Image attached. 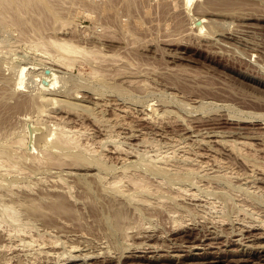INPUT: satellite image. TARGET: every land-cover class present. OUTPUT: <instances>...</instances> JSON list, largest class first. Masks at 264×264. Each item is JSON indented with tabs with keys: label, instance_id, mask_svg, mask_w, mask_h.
<instances>
[{
	"label": "rangeland",
	"instance_id": "obj_1",
	"mask_svg": "<svg viewBox=\"0 0 264 264\" xmlns=\"http://www.w3.org/2000/svg\"><path fill=\"white\" fill-rule=\"evenodd\" d=\"M45 5L50 7H41L42 15L34 4V9H30L33 12L29 9L18 14L11 9L2 12L5 26L0 25V152L7 155L4 151L7 150L17 165L28 169H20L23 167L19 165L20 173L18 170L12 173L0 165L3 168V171L0 169V218H3L0 221L13 222L6 219L7 214L13 213L11 209H20L12 210L17 212L16 224L10 223V227L4 228L7 224L3 226L0 222V244L7 243L6 247L12 243L10 249L0 248V264H46L44 255L50 251L53 256L49 264H155L157 262L145 259H125V255H144L125 250L132 247L130 243L143 240L160 245L162 250L158 255L169 256L166 250L171 245H179L187 239L186 234L196 232L199 233L197 242H187L182 250L170 253L183 257L157 264L194 261L192 257H185L188 252H211L225 258L214 264H264V237L255 238L260 230L248 227L246 232L239 233L242 229L239 226L244 222L252 226L256 220L264 218V0H49ZM44 13L47 14L45 18ZM11 15L23 17L22 27L17 23L12 25ZM28 16H33L31 22ZM25 22L28 23L23 24ZM33 25L42 28L38 31ZM35 28L40 33L34 31ZM51 39L74 43L82 47L83 52H79L83 54L56 49L59 47ZM49 42L53 46H46ZM90 48L98 51H89L101 55L87 52ZM85 54L91 57L86 59ZM67 56L70 61L64 63ZM59 121L67 122L63 125ZM66 127L72 132L71 138L68 136L69 148L66 147L70 153L66 148L59 151L52 147L55 134L44 139L47 133H60ZM80 128L82 130L75 131ZM20 137H25L24 144L18 142ZM73 138L80 142H74L77 147L70 142ZM230 141L235 143L231 147ZM236 142L247 144L237 145ZM46 149L55 150L53 154L63 163L51 167L40 160L38 164L44 165L38 169L33 155L43 159ZM121 150L129 154L120 155ZM62 152L69 153L71 157L67 158L70 159ZM244 157H248L246 161ZM123 171L141 173L143 175H139L148 177L153 186L157 183L156 186L163 185L165 190L176 183L167 190L171 192L183 185L181 188L193 190L203 201L195 207L188 204V200L178 199L182 208L176 207L185 211L179 210V213L187 224L174 227L166 210L168 201H163L165 208L157 207L158 204H153L157 208L152 204L141 206L128 199L127 187L123 192L108 187L114 176ZM52 180H58L59 185L64 182L66 191L62 194L71 208L70 214H65V219L54 214L56 223L50 213L47 214L51 218L23 213L27 211L26 204L17 203L15 199L38 198L36 202L47 205L43 201L46 195L41 193L55 192L56 183ZM26 185L31 186L26 188ZM4 187L14 193L10 194ZM26 189L32 190L26 192ZM169 200L171 206L172 202L178 205L174 199ZM13 201L16 208L12 203L8 208V202ZM152 206L155 209H151ZM116 209L127 214L126 237L115 228L113 213ZM31 217L35 219L31 221ZM48 219L53 221L49 220L54 223L52 225L59 226L50 227V223L46 224ZM212 221L220 236L216 240L209 234ZM16 225L26 229L17 227V230ZM7 228L12 229L7 230L8 236ZM21 230L33 232L36 238ZM141 231L153 233L155 237L134 239L133 236ZM12 232L15 234H10ZM28 237H32L30 245ZM51 237L60 238L62 242L60 246L58 241L55 251L49 250V243H46ZM239 237L243 244L232 242ZM22 239H29L28 244L26 240L22 243ZM202 244L201 248L193 247ZM72 246L76 247L75 252L69 249ZM217 247L223 250L222 254ZM58 253L65 257L54 255ZM86 254L88 259L84 257Z\"/></svg>",
	"mask_w": 264,
	"mask_h": 264
},
{
	"label": "bare ground",
	"instance_id": "obj_2",
	"mask_svg": "<svg viewBox=\"0 0 264 264\" xmlns=\"http://www.w3.org/2000/svg\"><path fill=\"white\" fill-rule=\"evenodd\" d=\"M47 1V2H46ZM0 0V5H1V13L0 14H2V15H0V25H3L4 23V20H3V18L5 17H3V11H10L9 9H11L14 13H20V12H22L24 9H34L33 8V6H32V4H34V7H35V5H37L36 7H37V9H38V11H39V13L41 14L42 13V9H41V7L42 8H44V6L47 8V6H48V8L50 7L49 5H45L46 3L48 4V2H49V0ZM35 2L37 3V4H35ZM32 6V7H31ZM52 9V8H51ZM51 9H49L48 11H50ZM47 10V9H46ZM51 11H53V10H51ZM3 12V13H2ZM30 12H33V10H30ZM45 13H47V12H45ZM43 14L44 16V18L46 17L45 15H47V14ZM52 13H54V11L52 12ZM50 15H51V12L49 13ZM38 16L37 17H39V16H41V15H39V14H37ZM54 15V14H53ZM11 16H13V18H11ZM11 16H9L10 18H11V20H12V22L11 23H14V24H12V25H15V23H17V24H20V26L22 25L21 23L22 22H24L23 21V17L21 16V15H11ZM23 16H26V15H23ZM29 18L31 17V16H28ZM27 17V18H28ZM34 17H36V16H34ZM27 18H24V19H27ZM32 18H33V16H32ZM32 18H30L29 20H30V22H31V19ZM52 18V17H51ZM40 19V18H39ZM39 19H37V20H39ZM55 19V18H54ZM7 20V19H6ZM5 20V23L7 24V23H9L8 22V20L6 21ZM10 20V19H9ZM58 20V19H57ZM28 21V20H27ZM26 23H28V22H25V23H23V24H26ZM38 24V22H35L34 24ZM3 26H5V25H3ZM7 26V25H6ZM16 26H18V25H16ZM33 26H37V25H33ZM39 26V25H38ZM38 26H37V28H38ZM22 27V26H21ZM25 27H27L26 25L24 26V28ZM37 28H35L36 30H34V31H37ZM42 27H40V29H41ZM39 28H38V31L40 30ZM22 30H23V28H22ZM24 31V30H23ZM22 31V32H23ZM37 31V32H38ZM41 32H42V30H41ZM38 33H40V32H38ZM42 34V33H41ZM43 35V34H42ZM42 35H40V37L42 36ZM43 36H46V35H43ZM50 37H54V36H50ZM61 37V36H60ZM63 38V37H62ZM43 39H45V37H43ZM47 39V38H46ZM53 39H51V41H52ZM35 41V40H34ZM38 41V40H37ZM36 41V42H37ZM40 41V40H39ZM55 45H57L59 48H56V49H62L64 52L66 51V53H67V51L69 52V51H80L81 49L80 48H82V47H77L74 43H73V45L72 44H70V42L68 41H66L65 39L63 40V41H52ZM73 42V41H72ZM45 43H47L46 41H45ZM44 43V44H45ZM50 43V42H49ZM38 44V43H37ZM43 44V45H44ZM48 44V43H47ZM46 45V44H45ZM51 45V43L49 44V45H46V46H50ZM40 46V45H39ZM51 46H53V45H51ZM45 48H47V47H45ZM55 48V47H54ZM53 48V49H54ZM87 48V47H86ZM86 48H84L85 50H86ZM52 49V50H53ZM89 50H91V48L90 49H88V51L87 52H91V51H93V50H91V51H89ZM94 50H96V49H94ZM45 51H47L46 49H45ZM82 51V50H81ZM98 51V50H97ZM97 51H93V52H96L97 53ZM83 52V51H82ZM86 51H85V53H87ZM93 52H91V53H93ZM51 53V52H50ZM71 53H73V52H71ZM70 53V54H71ZM58 55H59V53H57ZM63 53H61L60 55H62ZM78 54H83V53H78ZM87 54H89V53H87ZM93 54H95V53H93ZM98 54H100V52L98 53ZM98 54H95V55H98ZM47 55H48V53H47ZM64 55V54H63ZM66 55H68V54H66ZM66 55H64V56H66ZM71 55H73V54H71ZM90 55H92V54H90ZM101 55V54H100ZM73 56H75V55H73ZM84 56H86V54L84 55ZM94 56V55H93ZM99 56V55H98ZM52 57V56H51ZM69 56H67L66 58H64L65 60H63V62L64 63H66L67 61L66 60H69L70 61V59L68 58ZM83 57V56H82ZM87 57H91V56H86V59H87ZM71 58V57H70ZM74 58V57H73ZM75 58H77V57H75ZM76 60V59H75ZM74 59H72V61H75ZM53 61V60H52ZM57 61V60H56ZM55 62V61H54ZM51 63V62H50ZM55 64V63H54ZM61 65V64H60ZM59 65V66H60ZM63 66H65V65H63ZM62 66V67H63ZM68 66V65H67ZM66 66V67H67ZM52 69V68H51ZM50 72V71H49ZM50 76V75H49ZM53 76V75H52ZM49 87V86H48ZM52 99V98H51ZM54 100V99H53ZM63 103V102H62ZM65 103H63V105H64ZM69 104H70V102H69ZM73 104V103H72ZM73 105H75V104H73ZM70 106V105H69ZM67 107H68V103H67ZM71 107V106H70ZM73 108H74V106H73ZM61 116V115H60ZM58 117V116H57ZM63 117H64V115H63ZM60 118H58L57 120H59ZM62 119V118H61ZM56 120V121H57ZM63 120H65V119H63ZM67 120V119H66ZM55 122V121H54ZM65 122H67V121H64V123ZM69 122V121H68ZM58 123V122H57ZM63 125H64V123H63V121L61 122ZM60 123V121H59V124H61ZM53 124V123H52ZM59 124H57V125H59ZM67 124V123H66ZM57 126H55V128H56ZM59 127H62L61 125H59ZM67 127H68V125H67ZM66 127V128H67ZM64 128H65V126H64ZM64 128H62L61 130H60V133H58V132H54L53 134H48L47 133V135H45L44 136V139L45 138H48L50 135H56L57 134V136L56 137H54L53 136V140H54V138H56L54 141V144H53V146L52 147H54V148H56V149H58L59 151L61 150V149H65L66 147H67V145H68V147L67 148H69V144H67L68 143V136H70V138H71V130H68V128L67 129H64ZM71 128V127H70ZM74 128H77L76 126L74 127ZM74 128H72V129H74ZM52 130V129H51ZM56 130H59V128L58 129H56ZM76 130H82L81 128L80 129H75V131ZM70 131V133H68ZM85 131H87V130H85ZM74 132V131H73ZM79 132V131H78ZM81 132V131H80ZM83 133V132H82ZM82 133H79V134H82ZM68 134H70V135H68ZM75 134V133H74ZM76 135V134H75ZM85 135V134H84ZM107 136V135H106ZM73 137V136H72ZM76 138H77V136H76ZM76 138H73V139H71L72 141H70V142H76ZM79 138V137H78ZM19 139V138H18ZM18 139H16V140H18ZM49 139H51V138H49ZM75 139V140H74ZM25 140V137H20V139H19V141L18 142H20L21 144H24V141ZM47 140V139H46ZM74 140V141H73ZM111 140V139H110ZM109 140V141H110ZM114 140V139H113ZM14 141V140H13ZM50 141V140H49ZM52 141V140H51ZM78 141V140H77ZM108 141V140H107ZM235 141V140H234ZM16 142V141H15ZM99 142V141H98ZM105 141L104 140H102V145H104L105 143H104ZM113 142V141H112ZM223 142H225V141H223ZM231 142V141H230ZM239 142V141H238ZM242 142H245V141H242ZM44 143V142H43ZM73 143H71V144H73ZM77 144H80V142H76ZM107 143V142H106ZM229 143V142H228ZM115 144H116V142H115ZM117 144H118V142H117ZM233 144H235V143H233ZM232 142H231V144H230V146L229 147H231L232 145ZM236 144H237V142H236ZM239 144H247V143H239ZM239 144H237V145H239ZM42 145V144H41ZM44 145H45V143H44ZM74 145H75V143H74ZM83 145H84V143H83ZM83 145H80V146H83ZM89 145V144H88ZM120 145V144H119ZM182 145V144H181ZM187 145V144H186ZM24 146V145H23ZM72 146V145H71ZM76 147L78 146V145H75ZM79 146V147H80ZM226 146V145H225ZM245 146V145H244ZM76 147L74 148L75 150H78V149H76ZM87 147V146H86ZM90 147V146H89ZM113 147V146H112ZM233 147H235V146H233ZM237 147V146H236ZM18 148V147H17ZM35 148V147H34ZM33 148V149H34ZM41 148V147H40ZM65 149V151L66 150H68V149ZM73 148V147H72ZM92 148V147H91ZM124 148V147H123ZM175 148V147H174ZM176 148H178V147H176ZM187 148V147H186ZM242 148V147H241ZM241 148H237V150H241ZM74 149H73V151H74ZM80 149V148H79ZM82 149V148H81ZM81 149H80V152H81ZM159 149H161V148H159ZM236 148H234V149H232L233 151L235 150ZM4 150V149H3ZM36 150V149H35ZM57 150V151H58ZM83 150H85V149H83ZM92 150V149H91ZM114 150V149H113ZM124 150H127V149H124ZM176 150V149H175ZM188 150V149H187ZM236 150V151H237ZM6 153H7V155H5L4 154V152H0V165L2 166V167H4L5 166V170L6 169H10V171H12V170H18L19 169V165H21V164H19V165H17V163L18 162H16L14 159L15 158H12V156H9L10 154H8L9 152H7V150H4ZM43 151V150H42ZM53 151H55V150H45V151H43V155H42V157L41 158H43V159H40L39 157L40 156H35V155H33V161H37V165H35V166H37L38 167V169L39 168H42V166L41 165H44V164H42V163H40V164H38V161H40V160H43V161H45L46 163H48V164H45V165H51V167L55 164V166H59V164H62L63 163V160L62 159H58L59 157H57L55 154H53L54 152ZM64 151V150H63ZM69 151V153H70V149L68 150ZM131 151H133V150H131ZM130 151V152H131ZM163 151V150H162ZM171 151V150H170ZM235 151V152H236ZM239 151H237V152H239ZM86 152V151H85ZM119 151H117V153H118ZM124 152V153H123ZM128 152V151H127ZM56 153V152H55ZM62 153H64V152H62ZM69 153H64V156L67 158V157H69L68 156V154ZM72 153H74V152H72ZM82 153V152H81ZM84 153V152H83ZM120 155L121 154H123V155H125V156H127L128 154L126 153V151H123V150H121L120 152ZM132 153H134V152H132ZM164 153V152H163ZM30 154V153H29ZM158 154V153H157ZM38 155V154H37ZM40 155V154H39ZM74 155V154H73ZM185 155V154H184ZM184 155H183V157H184ZM240 156H241V154H239ZM238 155V156H239ZM242 155H244L243 153H242ZM81 156V155H80ZM79 156V157H80ZM158 156L160 157V155L158 154ZM165 157L166 156H168V155H164ZM169 156H171V155H169ZM168 156V157H169ZM237 156V157H238ZM244 156H246V155H244ZM14 157V156H13ZM61 157V156H60ZM71 157V156H70ZM121 157V156H120ZM159 157H157L156 156V158L158 159ZM167 157V158H168ZM249 157V156H248ZM248 157H246V158H248ZM11 158L14 160V161H11ZM167 158L165 159V160H167ZM173 158V157H172ZM186 158V157H185ZM242 158V157H241ZM246 158L244 157V161H246ZM67 159H70V158H67ZM78 159V158H77ZM174 159V158H173ZM32 160V159H31ZM65 160V159H64ZM161 160V159H160ZM160 160H158V161H160ZM164 160V162H166ZM180 160V159H179ZM189 160H192V159H189ZM251 160H254V159H252L251 158ZM69 161V160H68ZM167 161H169V160H167ZM184 161H186L185 163H187L188 162V160H184ZM242 161V160H241ZM248 161V160H247ZM65 162V161H64ZM73 162V161H72ZM163 162V161H162ZM170 162V161H169ZM50 163V164H49ZM158 163V162H157ZM167 163V162H166ZM170 163H172V162H170ZM245 163H247V162H245ZM34 164V163H33ZM36 164V163H35ZM53 164V165H52ZM65 164H67V163H65ZM158 164H160V163H158ZM165 164V163H164ZM169 164V163H168ZM200 164V163H199ZM198 164V165H199ZM204 164V163H203ZM249 164V163H248ZM252 164V163H251ZM257 164V163H256ZM39 165V166H38ZM69 166H70V164H68ZM73 165V164H72ZM75 165V164H74ZM74 165L73 166H70V167H74ZM171 165V164H170ZM177 165V164H176ZM186 164H184V166H185ZM188 165H189V163L187 164V167H188ZM200 165H202V164H200ZM247 165V164H246ZM64 166V165H63ZM163 165H161L160 167H162ZM168 165L166 164V167H167ZM177 166H179V165H177ZM252 167H254V164H252L251 165ZM260 166V165H259ZM258 166V167H259ZM20 167H23L22 165L20 166ZM44 167V166H43ZM65 167H68L67 165L65 166ZM164 167V169H166V167L165 166H163ZM169 167V166H168ZM167 167V168H168ZM174 167H176V166H174ZM173 167V168H174ZM189 167H191V166H189ZM202 167V166H201ZM26 168V167H25ZM24 167L23 168H20V169H24V170H27V169H25ZM36 168V167H35ZM45 168V167H44ZM48 168H50V166H48ZM48 168H45V169H48ZM55 168V167H54ZM60 168H62V166L60 167ZM64 168V167H63ZM181 168H182V166H181ZM259 168H261V166L259 167ZM1 170L3 169V168H0ZM37 169V170H38ZM169 169H171V168H169ZM168 169V170H169ZM183 169V168H182ZM181 169V170H182ZM188 169H190V168H188ZM250 169V168H249ZM254 169V168H253ZM4 170V171H5ZM175 170V169H174ZM184 170V169H183ZM182 170V171H183ZM263 170V169H262ZM3 171V170H2ZM7 171H9V170H7ZM14 171H12V173L14 172ZM62 171V170H61ZM180 171V170H179ZM18 172L20 173V170H18ZM18 172H17V174H18ZM23 172V171H22ZM24 172H26V171H24ZM60 172V171H59ZM128 171H123V174H122V172H121V175L120 174H118V176L116 175V177L114 176V178L110 181V183H108V182H106V184L108 183V184H110V186H108V187H111V188H114L115 190H118L119 192H123L125 189H124V187H127V192H128V194H127V197H128V199L132 202H136L138 205H141V206H151V204L153 205V204H158L157 205V207H161V206H165V203H163V201H168L167 203H169L170 204V200L169 199H174L173 201H175L176 203L177 202H179V200L178 199H180V201L182 200V201H189L188 202V204H190V205H192V206H198V205H201V202L203 201V200H201L200 198V195L199 194H195L194 192H193V190L192 191H188L187 189H183V188H181L180 187V189H173L174 191H167V190H169V188H173V184H176V183H172V186H169L168 188H166V190H165V188L163 187V185H159V186H156V185H158L157 183H154V186L151 184V180L150 181H148V177L145 179L144 177H146V176H141V175H143V174H141V173H139V174H141V175H139V174H135V173H132V172H128ZM256 172V171H255ZM5 173V172H4ZM8 173V172H7ZM9 173H11V172H9ZM15 173V172H14ZM24 174H26V173H24ZM27 174H28V171H27ZM246 176V175H245ZM60 177V176H59ZM236 177V176H235ZM54 178V177H53ZM56 179V178H55ZM54 179V180H55ZM241 179V178H240ZM54 180H52V182H55L56 183V181H58V180H56V181H54ZM60 180H63V178H61ZM245 180H247V179H245ZM251 180V179H250ZM64 181V180H63ZM61 182V181H60ZM164 183H166L165 181H163ZM169 183H170V181H168ZM160 183H162V180H161V182ZM159 183V184H160ZM57 185H59L58 184V182L56 183ZM56 184H54L55 185V187L56 188H53L54 190H55V192L53 191L52 193H48V191L47 192H45V193H41V194H45L46 196H44V198H46L47 200H49V202H47V200L45 199V200H43L44 202H45V204H47V205H45L44 206V204L42 203V201H41V203H38V202H36V200L38 199V198H32V197H23V198H21V199H17L18 201H16V199H15V202H17V203H21V204H26V206L27 207H24V208H27L26 210V212L24 211H22L23 213H28L29 215H32V216H47L49 213H50V215L51 216H53L52 218V220L53 221H55L54 220V216L56 215V214H59V217H62V219L64 218L65 219V214H70V212H71V208H70V206L69 205H67L66 204V197L62 194L63 192H65L66 190L64 189V188H66V187H64L63 185H64V182H62L61 184H63V185H59V186H56ZM67 184V183H66ZM107 184V185H108ZM156 184V185H155ZM49 185H51V184H49ZM48 185V186H49ZM53 185V186H54ZM125 185V186H124ZM167 185H168V183H167ZM170 185V184H169ZM178 185V184H177ZM181 185V184H180ZM0 186H2V185H0ZM28 186H31V185H28ZM27 185H26V188L28 187ZM67 186V185H66ZM175 186V185H174ZM21 187V186H20ZM52 186H50V188H51ZM57 187H58V189H57ZM166 187V186H165ZM178 187V186H177ZM191 187V186H190ZM5 188V187H4ZM25 188V187H24ZM32 188V187H31ZM49 188V187H48ZM68 188V187H67ZM176 188V187H175ZM5 189H9V190H7L8 192L10 191L11 192V190H10V188H5ZM18 189V188H17ZM17 189H15V190H17ZM52 189V190H53ZM189 189V188H188ZM193 189V188H192ZM21 190H23V189H21ZM29 190H32V189H29ZM28 190V191H29ZM47 190H49V189H47ZM65 190V191H64ZM7 191H5V192H7ZM18 191V190H17ZM27 191V189H26V192H28ZM37 191V190H36ZM4 192V191H3ZM7 192V194L9 195V193ZM13 192V191H12ZM12 192L10 193V194H12ZM21 192H24V191H21ZM31 192H35V191H31ZM14 193V192H13ZM16 193V192H15ZM46 193H48V195L46 194ZM196 193H198V192H196ZM29 194V193H28ZM28 194L26 195V194H23V195H26V196H28ZM35 194V193H34ZM201 194V193H200ZM8 195H6V197L8 196ZM36 195H38V193L36 194ZM197 195H199L198 197H200V198H198L197 197ZM9 196H11V195H9ZM13 196V195H12ZM20 196V195H19ZM2 197H4V196H2ZM38 197V196H37ZM42 197V196H41ZM13 198V197H12ZM44 198H42V199H44ZM8 200L10 199V197H8L7 198ZM203 199V198H202ZM245 199V198H244ZM244 199H243V201L242 202H245L244 201ZM247 199H249V198H247ZM246 199V200H247ZM176 200H178V201H176ZM250 200V199H249ZM38 201V200H37ZM248 201V200H247ZM6 203V202H5ZM12 203V205H13V207H15L16 208V206H15V204H13L14 203V201L13 202H8V208H10L11 207V205H9V204H11ZM135 203V204H136ZM166 203V210H167V212H168V215H169V218L172 220V223H173V226L174 227H178V226H182L183 224H187V223H185L186 221H185V217L182 215V214H180L179 213V208H177L176 206H179V203H177L178 205H176L175 203L173 204V202H172V206H171V204L169 205V204H167ZM249 203V202H248ZM7 204V203H6ZM21 204H17V205H21ZM134 204V203H133ZM135 204H134V207H136L135 206ZM214 204V203H213ZM246 204V203H245ZM249 204H252L253 205V203H249ZM2 205V204H1ZM174 205V206H173ZM255 205V204H254ZM4 206V205H3ZM22 206V205H21ZM141 206H139V207H141ZM153 206H155V205H153ZM152 206V207H153ZM211 206V205H210ZM1 207V206H0ZM5 207V206H4ZM4 207H2L1 209H3ZM151 207V209H155L154 207L152 208ZM156 207V206H155ZM156 207V208H157ZM179 207H181L182 208V206L180 205ZM203 207V206H202ZM212 207V206H211ZM215 207V206H214ZM250 207V206H249ZM18 208V207H17ZM16 208V209H17ZM142 208H145L146 209V207H142ZM165 208V207H164ZM185 208V207H184ZM252 208V207H251ZM253 208H254V206H253ZM252 208V209H253ZM5 209H7L6 207H5ZM16 209H11V212H13L14 213V211H12V210H16ZM139 209V208H138ZM242 209H244V211H245V208L243 207ZM18 210H20V209H17V211ZM22 210V209H21ZM148 210V209H147ZM258 210V209H257ZM3 212H5V210L3 209L2 210ZM6 211H8V210H6ZM243 211V212H244ZM253 211V210H252ZM8 212H10V211H8ZM180 212H181V210H180ZM185 211H183L182 210V212L181 213H184ZM13 213H8L7 215V217L8 218H6V219H11L13 222H10V223H14L15 221H17V218H16V216H15V213H17V212H15L14 214ZM48 213V214H47ZM247 213V212H246ZM5 213H3V215H4ZM19 214H21V213H19ZM55 214V215H54ZM63 215L64 214V217L63 216H61V215ZM187 214V213H186ZM251 214V213H250ZM50 215H48L49 217L48 218H51V216ZM253 215H256V214H254L253 213ZM257 215H260V213L259 214H257ZM6 216V215H5ZM18 216V218L21 220V216H19V215H17ZM24 216H27V215H25L24 214ZM187 216V215H186ZM1 217V216H0ZM56 217H57V215H56ZM113 217H114V221H115V223H114V225H115V228H116V230L118 231V232H122V233H124V236L126 237L127 235H128V233H127V227L125 226V223H126V217H127V214H126V212L125 211H122V210H119V209H116L115 210V212L113 213ZM253 217V216H252ZM251 217V218H252ZM255 217V216H254ZM262 217V216H261ZM37 219L39 218V217H36ZM218 218V217H217ZM222 218V217H221ZM3 219V218H2ZM1 218H0V220H2ZM6 219H4V221L6 220ZM32 219H35V218H32L31 217V221H32ZM212 219V218H211ZM255 219H257L256 217H255ZM8 220V221H9ZM27 220H29V219H27ZM49 220H51V219H48L47 220V223L46 224H48V223H50L51 224V222H53L52 220H51V222L49 221ZM209 220H210V218H209ZM220 220V219H219ZM7 221V220H6ZM30 221V222H31ZM38 221V220H37ZM65 221V220H64ZM63 220H62V222H64ZM257 221V220H256ZM256 221H255V224L254 225H252V226H248V225H245L244 223L243 224H241V226H239V227H241L242 229L239 231V233H241L242 231H245L246 232V228H254V229H257V230H260L259 231V233L257 234V236L258 237H255V238H257L258 240H260L261 238L263 239V237H264V218L263 219H259L258 221H257V223H256ZM1 223H2V221H0ZM23 222H25V221H23ZM29 222V223H30ZM56 222V221H55ZM66 222V221H65ZM216 224L218 223V221H214ZM213 221L210 223V226L213 228H208V229H210V232H209V234L211 235V239L213 238L214 240H216V239H218L220 236L218 235L219 233H218V231H216V227L212 224V223H214ZM221 222V221H220ZM222 222H224L223 220H222ZM0 223V224H1ZM6 223V222H5ZM5 223H2L3 224V226L5 225ZM10 223H6L7 225L4 227V228H6V227H10V226H8V224H10ZM17 222H15V224H16ZM19 224H22V223H20V222H18ZM57 223V222H56ZM246 223H248V222H246ZM14 224V225H15ZM42 224V223H41ZM52 224H54V223H52ZM50 225V227L51 226H53V227H55V226H59L58 224L57 225ZM13 224H12V226H14ZM22 225H24V224H22ZM19 226V225H16V229H17V227H20V228H22V227H24V228H22V229H26L25 228V226ZM25 225H28V223H25ZM237 225V224H236ZM209 226V227H210ZM28 227H29V225H28ZM27 227V229H29ZM238 227V226H237ZM64 228H65V226H64ZM0 229H1V226H0ZM3 229V228H2ZM15 229V231L17 232V230ZM6 230V232H7V230H9V231H12V229L11 228H7V229H5ZM20 230V229H19ZM30 230V229H29ZM45 231H47L46 229H44ZM238 230H239V228H238ZM8 231V232H9ZM28 230H26V232H27ZM32 231V230H31ZM204 231L206 232L207 231V229L205 230L204 229ZM203 231V232H204ZM2 232V231H1ZM8 232L6 233L7 234V236H8ZM26 232H22V230H21V233H24V234H26L27 236H30V235H32V233L30 232V231H28L27 233ZM31 233L30 235H28V233ZM48 232V231H47ZM148 231H141V232H138V233H136L134 236H133V238L135 239H137V238H139V237H146L148 240L149 239H152L153 237H155V234H151V233H147ZM200 232V231H199ZM236 232H237V229H236ZM40 233V232H39ZM207 233H208V231H207ZM10 234H15V232H12V233H10ZM17 234H19V232H17ZM16 234V235H17ZM43 233H41L40 235H42ZM49 234V233H48ZM199 233H197L196 232V234L194 233V235H193V233L192 234H186L185 235V238L187 237V239L185 240H182V242H180V244L178 245L177 243H175L177 246H173V245H171L169 248H168V250H166L168 253H169V256H162V255H158V253H159V250H162L161 249V247H160V245H158V244H150V243H148V241H146V243L145 242H143V240L141 241V242H137V241H134V242H132V243H130L131 245H132V247H130V248H128V249H126L125 251H128V252H130V253H132L133 254V252H141V253H144V255H140V256H135V255H130V256H128V255H125L124 257H125V259L126 258H128L129 259V257H133V258H138V259H145L147 262H152V261H155V262H160V261H167V260H170V261H172V259H174V258H177L178 259V257H183V255H180V254H175V255H171L170 253L171 252H178V251H180V250H182L185 246H184V244L185 243H187V242H193V241H196L198 238H197V235H198ZM200 234H202V233H200ZM241 235V234H240ZM239 234L237 235V236H240ZM259 235H261V236H259ZM20 236H24V238L25 237H27V236H25V235H22V234H20ZM19 235H18V237H20ZM37 237H39L38 235H36ZM207 236V235H206ZM209 236V235H208ZM2 237H3V235H2ZM11 237V236H10ZM10 237H9V239H10ZM32 237H34V238H36L34 235H32ZM32 237H28V238H32ZM46 237H48V236H46ZM199 237H201V236H199ZM203 237H205V235L203 236ZM254 237L252 238V240L254 239ZM14 238V237H13ZM12 238V239H13ZM43 238V237H42ZM42 238H40V240H43ZM51 238H53V239H51ZM50 239H49V242H46V243H49L48 245H49V250H54L55 251V249H54V247H56L57 245H59L58 244V241L60 242L61 240H60V238L58 239V238H54V237H51ZM260 238V239H259ZM5 239V238H4ZM48 239V238H47ZM47 239H45V240H47ZM145 239V238H144ZM241 239H242V237H241ZM16 240V239H15ZM26 239H22V243L25 241ZM28 241H29V239H27ZM25 241L26 242V244H28L27 242L28 241ZM38 240V238L36 239V241L33 239V241H35V242H38L37 241ZM244 240V239H243ZM12 241V240H11ZM19 241V240H18ZM32 241V239L30 240V242ZM240 241V237L238 238V240H234V239H232V242L233 243H236V242H238V244L240 243V245L241 244H243L242 242H239ZM264 241V240H263ZM0 242H1V240H0ZM9 242V241H8ZM44 242V241H43ZM197 242V241H196ZM213 242V241H212ZM231 242V243H232ZM22 243H18L17 242V244H22ZM40 244L42 243V241H40L39 242ZM5 244H7V243H5ZM5 244H0V248H4L5 247ZM10 244V245H9ZM8 245L9 246H7L6 245V247L5 248H9L10 249V246H11V244L12 243H9ZM30 244H32V242L31 243H29V245ZM44 244V246H46L47 244H45V243H42V245ZM61 244H62V242H60V246H61ZM227 244H229V243H227ZM24 244H22L21 246H23ZM48 245H47V247H48ZM41 245H37V247L39 248ZM43 246V247H44ZM59 246V247H60ZM200 246H203V244L202 245H194L193 247H196L197 249H198V247H200ZM228 246V245H227ZM25 247V246H24ZM183 247V248H182ZM210 247H215V246H210ZM23 248V247H22ZM26 248H27V246H26ZM29 248H32V247H30L29 246ZM42 248V247H41ZM74 248H76L75 246H72V248H70L69 247V249H71L72 251H74L73 249ZM201 248V247H200ZM262 248H263V250H264V246H262ZM45 249H47V248H45ZM45 249H43V251H45ZM57 249V248H56ZM68 249V250H69ZM80 249V248H79ZM101 249H103L102 247H101ZM193 249V248H192ZM239 249V248H238ZM23 250V249H22ZM36 250V249H35ZM98 250V249H97ZM96 250V251H97ZM100 250V249H99ZM217 250L219 251V253H221L223 250H220V248L219 247H217ZM48 251V250H47ZM101 251V250H100ZM100 251H99V254L101 255V253H100ZM224 251H226V250H224ZM40 252V251H39ZM75 252V251H74ZM78 252V251H77ZM51 253H52V251H50V252H46V256L44 255V257H45V260L47 261V263L46 264H49V263H51V259H52V256L53 255H51ZM82 253V252H81ZM88 254H89V252H87ZM92 253V252H91ZM91 253H90V257L92 256L91 255ZM149 253H152V254H154V255H150V256H148V254ZM226 253V252H225ZM37 254V253H36ZM41 254H42V252H41ZM40 254V255H41ZM43 254H45V253H43ZM61 253H58V254H54V255H56V256H58L59 258L61 257V256H63V253L60 255ZM79 254V253H78ZM83 254V253H82ZM81 254V255H82ZM94 254H96V253H94ZM97 254H98V252H97ZM222 254V253H221ZM49 255H51V257L49 256ZM75 256H73V257H75V259L74 260H76V254H74ZM185 255V254H184ZM231 255V254H230ZM234 255V254H233ZM238 255V254H237ZM18 256H19V254H18ZM37 256V255H36ZM48 256V257H47ZM79 256V255H78ZM192 257L191 259H193L194 261H191V262H189V263H186V264H206V263H209V264H214V263H217V262H221V261H225V258H222V256L219 254V255H213L211 252H204V253H190L189 254V252H188V254L186 253V255H185V257ZM239 256V255H238ZM257 256V255H256ZM43 257V256H42ZM58 257H56L55 258V256H54V258L55 259H57ZM63 257H65V256H63ZM80 257V256H79ZM85 258L87 257V259L89 258L88 256H87V254L84 256ZM94 257H97V255H95ZM168 257V258H167ZM59 258H58V260H59ZM80 258H82V257H80ZM84 258V259H85ZM93 258V257H92ZM35 259V258H34ZM67 259V258H66ZM65 259V260H66ZM69 259V258H68ZM83 259V260H84ZM227 260H228V258H226ZM264 259V258H263ZM70 260V259H69ZM72 260V259H71ZM86 260V259H85ZM91 260V259H90ZM261 260V259H260ZM53 261V260H52ZM81 261V260H80ZM88 261V260H87ZM97 262L99 261L100 262V260H98V258H97V260H96ZM95 261V262H96ZM240 261V260H239ZM57 262V261H56ZM64 262V261H63ZM94 262V263H95ZM178 262V261H177ZM176 262V263H177ZM33 263V262H32ZM52 263H55V261L54 262H52ZM58 263H60V262H58ZM101 264H108V263H103V262H100ZM120 263V262H119ZM157 263H155V264H157ZM18 264V263H17ZM38 264V263H37ZM42 264V263H41ZM45 264V263H44ZM89 264V263H88ZM96 264V263H95ZM124 264V263H123ZM147 264H149V263H147ZM153 264V263H152ZM161 264V263H160ZM165 264V263H164ZM168 264H170V263H168ZM180 264V263H179ZM184 264V263H183ZM263 264V263H262Z\"/></svg>",
	"mask_w": 264,
	"mask_h": 264
}]
</instances>
